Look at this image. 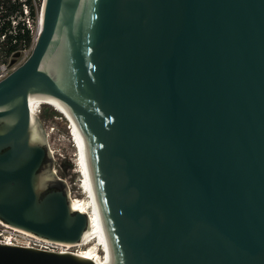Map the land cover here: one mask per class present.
Masks as SVG:
<instances>
[{"label": "water", "instance_id": "95a60500", "mask_svg": "<svg viewBox=\"0 0 264 264\" xmlns=\"http://www.w3.org/2000/svg\"><path fill=\"white\" fill-rule=\"evenodd\" d=\"M27 60L0 80V220L77 242L30 91L86 133L113 264H264V0H44ZM17 55V54H16ZM0 264H97L0 244Z\"/></svg>", "mask_w": 264, "mask_h": 264}, {"label": "bare ground", "instance_id": "6f19581e", "mask_svg": "<svg viewBox=\"0 0 264 264\" xmlns=\"http://www.w3.org/2000/svg\"><path fill=\"white\" fill-rule=\"evenodd\" d=\"M43 8H44V4H43ZM42 12L40 15L39 27L42 24V19H43ZM28 102H29V110H30L32 141L46 142V135L44 133L40 116L38 114L39 109L44 105L52 106L55 110L59 111L60 114L63 115L64 119L68 124L69 132L72 139L71 141L73 142V146L76 153L75 162H76L77 171L79 172L80 175L79 183H80V188L82 190L80 196L78 195L73 196L69 189L68 198L70 201V205L73 208L87 215L88 225L79 241L73 243L71 242L64 243V242L48 240L46 238L39 237L33 234L32 232H29L22 228L10 226L6 223L4 224H6L10 228H14V230L20 231L32 237H37L48 243H57L69 248L72 246H76L78 248L79 246V249L77 250L74 251L65 250L64 252H71L78 256L91 259L95 261L97 264H113L114 257L112 254L110 235H109L107 223L103 215V210L101 208V203L98 198L96 186L90 170L86 133L82 130L80 124H78L77 121L74 119L66 102L57 95L43 91H30L28 93ZM49 153H51L50 149H49ZM66 181L67 180H65V182ZM0 222L2 221L0 220Z\"/></svg>", "mask_w": 264, "mask_h": 264}, {"label": "built area", "instance_id": "2783aa9c", "mask_svg": "<svg viewBox=\"0 0 264 264\" xmlns=\"http://www.w3.org/2000/svg\"><path fill=\"white\" fill-rule=\"evenodd\" d=\"M43 4L44 0H8L6 6L0 8V13H3L0 22V41H7L9 44L8 58L0 60V80L21 66L30 56L39 35ZM2 222H0V244L22 245L55 252L70 250L69 247L48 243L14 230L8 227L7 223Z\"/></svg>", "mask_w": 264, "mask_h": 264}, {"label": "rangeland", "instance_id": "374dc122", "mask_svg": "<svg viewBox=\"0 0 264 264\" xmlns=\"http://www.w3.org/2000/svg\"><path fill=\"white\" fill-rule=\"evenodd\" d=\"M2 14L3 13H0V22L3 18L1 16ZM8 48L9 44L7 43V41H0L1 61L6 60L8 58ZM38 114L40 116L44 133L46 135V142H44V144L51 150L50 155L52 158V173L55 175L56 178L67 180V193H69L70 189V192L73 196H80L82 190L80 188L79 183L80 175L77 171L75 162L76 153L73 146V142L71 141L72 139L66 120L64 119L63 115L60 114L59 111L55 110L52 106L49 105H44L43 107H41L38 111ZM77 249H79V246L78 248L76 246L70 247V250L73 251Z\"/></svg>", "mask_w": 264, "mask_h": 264}, {"label": "flooded vegetation", "instance_id": "af4514ba", "mask_svg": "<svg viewBox=\"0 0 264 264\" xmlns=\"http://www.w3.org/2000/svg\"><path fill=\"white\" fill-rule=\"evenodd\" d=\"M7 2H8V0H0V8H4L6 6V4H7Z\"/></svg>", "mask_w": 264, "mask_h": 264}, {"label": "trees", "instance_id": "16d2710c", "mask_svg": "<svg viewBox=\"0 0 264 264\" xmlns=\"http://www.w3.org/2000/svg\"><path fill=\"white\" fill-rule=\"evenodd\" d=\"M5 28V26H3V28L2 29H4ZM11 37V36H10Z\"/></svg>", "mask_w": 264, "mask_h": 264}]
</instances>
